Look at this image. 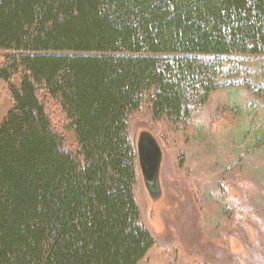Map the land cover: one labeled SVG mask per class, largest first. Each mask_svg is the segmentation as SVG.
Instances as JSON below:
<instances>
[{
	"label": "trees",
	"instance_id": "obj_1",
	"mask_svg": "<svg viewBox=\"0 0 264 264\" xmlns=\"http://www.w3.org/2000/svg\"><path fill=\"white\" fill-rule=\"evenodd\" d=\"M0 53V264H138L134 115L190 118L264 56V0H0Z\"/></svg>",
	"mask_w": 264,
	"mask_h": 264
},
{
	"label": "rangeland",
	"instance_id": "obj_2",
	"mask_svg": "<svg viewBox=\"0 0 264 264\" xmlns=\"http://www.w3.org/2000/svg\"><path fill=\"white\" fill-rule=\"evenodd\" d=\"M225 67L221 88L190 118L134 115L135 141L147 131L162 152L159 198H150L142 177L136 187L154 240L138 264H264V56L231 58ZM2 86L0 125L12 107ZM51 110L75 147L70 123L56 104Z\"/></svg>",
	"mask_w": 264,
	"mask_h": 264
},
{
	"label": "water",
	"instance_id": "obj_3",
	"mask_svg": "<svg viewBox=\"0 0 264 264\" xmlns=\"http://www.w3.org/2000/svg\"><path fill=\"white\" fill-rule=\"evenodd\" d=\"M136 151L138 166L144 187L150 198L156 200L161 193L159 173L162 152L160 146L151 133L142 131L139 133L136 140Z\"/></svg>",
	"mask_w": 264,
	"mask_h": 264
}]
</instances>
